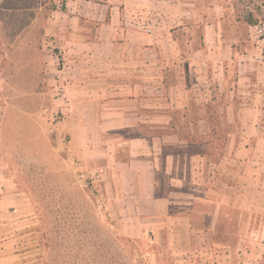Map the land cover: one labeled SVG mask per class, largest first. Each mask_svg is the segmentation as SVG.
<instances>
[{"label":"crops","instance_id":"obj_1","mask_svg":"<svg viewBox=\"0 0 264 264\" xmlns=\"http://www.w3.org/2000/svg\"><path fill=\"white\" fill-rule=\"evenodd\" d=\"M101 1L48 16L78 175L104 183L125 236L211 249L223 209L242 214L264 183L258 48L212 2Z\"/></svg>","mask_w":264,"mask_h":264},{"label":"rangeland","instance_id":"obj_2","mask_svg":"<svg viewBox=\"0 0 264 264\" xmlns=\"http://www.w3.org/2000/svg\"><path fill=\"white\" fill-rule=\"evenodd\" d=\"M63 1L0 0V264H264L262 180L242 214L223 209L211 249L121 232L104 183L79 177L56 103L60 63L48 45V16L52 26ZM195 2L218 5L238 37L250 33L264 66V0ZM246 12L262 21L247 26L238 19Z\"/></svg>","mask_w":264,"mask_h":264},{"label":"trees","instance_id":"obj_3","mask_svg":"<svg viewBox=\"0 0 264 264\" xmlns=\"http://www.w3.org/2000/svg\"><path fill=\"white\" fill-rule=\"evenodd\" d=\"M238 19H241V21L246 24L247 26L254 27L258 23H260V18L256 16L253 12H246L240 17V14H238ZM264 256V255H263Z\"/></svg>","mask_w":264,"mask_h":264},{"label":"built area","instance_id":"obj_4","mask_svg":"<svg viewBox=\"0 0 264 264\" xmlns=\"http://www.w3.org/2000/svg\"><path fill=\"white\" fill-rule=\"evenodd\" d=\"M49 48H50V51H54V49H55V44H54V42H51V44L49 45ZM59 59L61 60V56H59ZM61 62H63V59L61 60ZM57 78H58V76H57ZM58 89L60 90H62V87H60V86H58ZM102 170H100L99 172H101ZM90 175H92L91 173H89V176ZM80 178H82L81 176H79Z\"/></svg>","mask_w":264,"mask_h":264}]
</instances>
